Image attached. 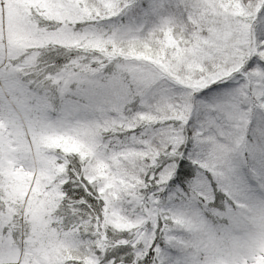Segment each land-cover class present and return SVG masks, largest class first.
Instances as JSON below:
<instances>
[{"label":"snow or ice","instance_id":"6c2138e0","mask_svg":"<svg viewBox=\"0 0 264 264\" xmlns=\"http://www.w3.org/2000/svg\"><path fill=\"white\" fill-rule=\"evenodd\" d=\"M0 264H264V0H0Z\"/></svg>","mask_w":264,"mask_h":264}]
</instances>
